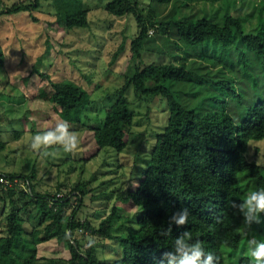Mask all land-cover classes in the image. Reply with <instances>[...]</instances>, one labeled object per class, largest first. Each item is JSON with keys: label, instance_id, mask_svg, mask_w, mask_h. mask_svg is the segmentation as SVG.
<instances>
[{"label": "trees", "instance_id": "1", "mask_svg": "<svg viewBox=\"0 0 264 264\" xmlns=\"http://www.w3.org/2000/svg\"><path fill=\"white\" fill-rule=\"evenodd\" d=\"M40 1L53 3V15L67 29L88 26L82 0H33L31 5L14 4L0 9V18L38 9ZM171 1L158 0L163 4ZM184 1L215 4L223 0ZM103 9L114 17H134L138 34L131 40L130 52L138 65L127 78L126 85L117 91L118 96L106 109L101 124L88 128L97 150L121 152L126 147L133 119L131 102L126 96L128 88L138 100L159 98L165 101L166 120L162 131L155 135L147 166L138 178H132V181L137 180L135 188L131 190L129 177L126 188L118 197L123 204L131 203L139 208L136 228L124 236L112 234L117 218L115 206L97 227L81 220L78 212L86 196L84 184L73 187L71 194L75 192L76 195L69 193V196L58 197L57 193L35 192L31 184L32 173L5 174L27 184L11 188L0 185V201L11 207L5 217V235H0V264H35L38 261L37 246L50 240L67 246L69 258L63 261L64 264H160L163 254L171 250L174 239L185 231L215 253L218 264H226L223 252L238 251L243 240V216L234 205H239L254 189L264 187V166L247 157L250 141L264 139V98L248 105L236 121L225 108L218 110L211 106V110L200 111L187 108L165 83L190 84L188 87L195 90L227 67L234 70L226 59L227 50H224L233 46L241 54L243 67H248L249 56L264 80V0L256 8L254 33H245L242 19L230 14L228 7L222 15L213 14L210 18L187 16L168 21L175 30L183 56L173 57V63L164 64H144L141 60L142 52L152 39L147 33L154 25L143 16L136 2L108 0ZM156 28L166 34L163 24ZM210 48L213 49L212 56L208 54ZM2 64L0 49V66ZM32 73L44 82L37 97L57 107L61 120L79 122L82 112L90 105L88 92L71 81H53L35 67ZM235 83L234 78H228L212 84L227 87L223 95L239 99L241 91L238 93ZM210 100L223 102L217 98ZM242 100L239 99L237 104ZM5 147L0 141V152ZM72 198L77 202L75 206L71 205ZM182 207L190 210L188 223L170 225L171 215ZM27 212L35 221L30 231L24 229L21 218L22 213ZM76 234L80 239L74 237ZM87 236L115 240L122 250V257L109 262L98 261L93 245L83 248L81 241ZM250 262L251 258L242 256L238 264Z\"/></svg>", "mask_w": 264, "mask_h": 264}, {"label": "rangeland", "instance_id": "2", "mask_svg": "<svg viewBox=\"0 0 264 264\" xmlns=\"http://www.w3.org/2000/svg\"><path fill=\"white\" fill-rule=\"evenodd\" d=\"M32 1L0 0V9L10 8L14 4L31 5ZM82 1L88 21V26L82 29H67L63 22L58 21L53 15L54 5L51 1H40L38 9L0 18L3 59L0 66V141L6 145L0 152V173H32L31 184L35 192L57 193L61 197L69 196V193L76 195L75 192L71 194L73 187L84 184L86 196L78 212L79 218L97 227L115 206L117 218L112 234L124 236L136 228L139 208L131 203L123 204L118 197L126 188L129 177L131 190L135 188L137 180L132 181V178H138L147 166L155 135L162 131L166 120V112L163 111L165 101L159 98L138 100L132 89L128 88L126 96L131 102L133 115L128 131L130 139L121 152L97 150L88 128L101 124L106 109L114 104L118 96L117 91L126 85L127 78L138 65L130 52V43L137 37L138 28L131 15L114 17L108 14L103 9L108 0ZM132 1L138 4L143 16L154 25L147 33L152 39L142 52V62L164 64L173 63V57L183 56L175 30L167 24L168 21L187 16L210 18L213 14L222 15L228 7L230 14L242 19L243 31L254 33V16L262 0H223L215 4H190L184 0H172L169 4L159 3L158 0ZM159 24L166 28V34L156 28ZM224 50H227L226 59L234 70L227 67L223 73L195 90L188 87L190 84L166 82L165 85L187 108L195 111L211 110V106L218 110L225 108L230 116L239 121L248 105L264 98V80L258 73L255 61L249 56L246 68L241 64L237 47ZM208 54L213 55L212 48ZM34 67L48 74L53 81H71L89 94L90 105L82 112L79 122L69 123L70 130L76 132L80 140L74 153L52 146L47 149L49 154L45 155L31 147L32 138L37 133L49 130L62 121L57 107L37 97V91L44 82L36 73H32ZM247 75L249 77L245 78ZM228 78L235 79L234 87L238 93L241 91L239 99H243L241 104H237L239 99L223 95L227 87L212 84ZM211 98L223 102L216 103ZM247 157L264 166V139L250 141ZM76 203L72 198L71 205L75 206ZM10 208L0 201L1 236L5 235V217ZM21 218L26 231L35 226L28 212L22 213ZM261 221L251 226L243 222V240L238 251L223 252L226 264H238L242 256L251 258L247 238H264V214H261ZM74 237L80 239L77 234ZM89 240L94 241L92 245L98 261L109 262L122 257V250L115 240L87 236L81 241L83 248H87ZM36 258L38 261L35 264H64L69 253L66 245L50 240L37 246Z\"/></svg>", "mask_w": 264, "mask_h": 264}, {"label": "clouds", "instance_id": "3", "mask_svg": "<svg viewBox=\"0 0 264 264\" xmlns=\"http://www.w3.org/2000/svg\"><path fill=\"white\" fill-rule=\"evenodd\" d=\"M79 144L78 134L70 130L67 120H62L53 128L37 133L32 138L31 147L48 155L47 149L52 146H58L67 153H74ZM234 206L238 207L245 225L261 223V214H264V187L254 189L239 205ZM189 217V208L182 207L171 215L169 223L183 226L188 223ZM244 235L247 238L246 234ZM93 243L94 241L89 240L87 247H91ZM247 246L251 257L250 264H264V238L256 236L247 238ZM218 259V256L208 251L201 241L193 240L191 233L185 231L174 239L171 250L163 254L160 264H218Z\"/></svg>", "mask_w": 264, "mask_h": 264}, {"label": "built area", "instance_id": "4", "mask_svg": "<svg viewBox=\"0 0 264 264\" xmlns=\"http://www.w3.org/2000/svg\"><path fill=\"white\" fill-rule=\"evenodd\" d=\"M26 184L27 183L23 182L19 178H10V177H7L5 174L0 173V185H4V186L11 188L15 186L25 187ZM58 197H61V196H58Z\"/></svg>", "mask_w": 264, "mask_h": 264}]
</instances>
